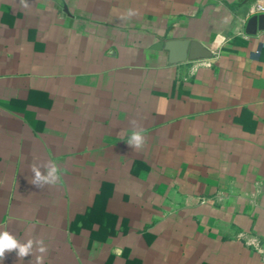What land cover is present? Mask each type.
<instances>
[{
  "label": "crops",
  "instance_id": "1",
  "mask_svg": "<svg viewBox=\"0 0 264 264\" xmlns=\"http://www.w3.org/2000/svg\"><path fill=\"white\" fill-rule=\"evenodd\" d=\"M256 1L0 0V232L43 264H264ZM170 39L212 57L171 64Z\"/></svg>",
  "mask_w": 264,
  "mask_h": 264
},
{
  "label": "clouds",
  "instance_id": "2",
  "mask_svg": "<svg viewBox=\"0 0 264 264\" xmlns=\"http://www.w3.org/2000/svg\"><path fill=\"white\" fill-rule=\"evenodd\" d=\"M21 3L26 7L25 0H21ZM135 13L132 10H129L127 15L132 16ZM133 130L127 144L133 149L139 150L146 143L145 137L142 134L143 130H136V122L132 121ZM45 172L40 170V167L37 165H32L31 170L33 172V178L31 183L37 187L42 188L45 184L54 185L59 180V169L55 163H48L43 166ZM40 253L36 255L35 260L36 264H43L44 254L48 251L47 247L44 245L43 240L37 239H28L25 242H21L17 237L11 234L8 231L0 232V264H2L5 259V254L15 251L19 259H23L29 255H33V250Z\"/></svg>",
  "mask_w": 264,
  "mask_h": 264
},
{
  "label": "water",
  "instance_id": "3",
  "mask_svg": "<svg viewBox=\"0 0 264 264\" xmlns=\"http://www.w3.org/2000/svg\"><path fill=\"white\" fill-rule=\"evenodd\" d=\"M257 29H264V14L251 16L247 22L248 33H254ZM155 47L167 51L171 64L212 57V51L197 40L170 39L158 42Z\"/></svg>",
  "mask_w": 264,
  "mask_h": 264
},
{
  "label": "built area",
  "instance_id": "4",
  "mask_svg": "<svg viewBox=\"0 0 264 264\" xmlns=\"http://www.w3.org/2000/svg\"><path fill=\"white\" fill-rule=\"evenodd\" d=\"M252 12H256V13H264V1L259 0L256 1L253 5H252Z\"/></svg>",
  "mask_w": 264,
  "mask_h": 264
}]
</instances>
